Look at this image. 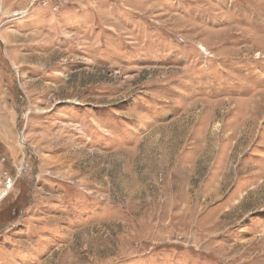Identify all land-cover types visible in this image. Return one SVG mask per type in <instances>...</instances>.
I'll use <instances>...</instances> for the list:
<instances>
[{
    "label": "rangeland",
    "instance_id": "1",
    "mask_svg": "<svg viewBox=\"0 0 264 264\" xmlns=\"http://www.w3.org/2000/svg\"><path fill=\"white\" fill-rule=\"evenodd\" d=\"M0 264H264V0H0Z\"/></svg>",
    "mask_w": 264,
    "mask_h": 264
},
{
    "label": "bare ground",
    "instance_id": "2",
    "mask_svg": "<svg viewBox=\"0 0 264 264\" xmlns=\"http://www.w3.org/2000/svg\"><path fill=\"white\" fill-rule=\"evenodd\" d=\"M6 193H7V190H3L2 193H1V196H4Z\"/></svg>",
    "mask_w": 264,
    "mask_h": 264
},
{
    "label": "built area",
    "instance_id": "3",
    "mask_svg": "<svg viewBox=\"0 0 264 264\" xmlns=\"http://www.w3.org/2000/svg\"><path fill=\"white\" fill-rule=\"evenodd\" d=\"M12 184H10V182H9V184H8V188L11 186Z\"/></svg>",
    "mask_w": 264,
    "mask_h": 264
}]
</instances>
